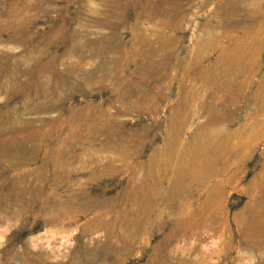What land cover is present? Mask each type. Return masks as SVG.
<instances>
[{"label":"rangeland","instance_id":"obj_1","mask_svg":"<svg viewBox=\"0 0 264 264\" xmlns=\"http://www.w3.org/2000/svg\"><path fill=\"white\" fill-rule=\"evenodd\" d=\"M0 264H264V0H0Z\"/></svg>","mask_w":264,"mask_h":264},{"label":"bare ground","instance_id":"obj_2","mask_svg":"<svg viewBox=\"0 0 264 264\" xmlns=\"http://www.w3.org/2000/svg\"><path fill=\"white\" fill-rule=\"evenodd\" d=\"M188 164V163H187ZM183 165H185V164H183ZM184 167V166H183ZM183 167H181L182 169H183ZM188 166H186V168H187ZM189 168V167H188ZM190 169V168H189ZM184 170H186V169H184ZM183 170V171H184ZM182 171V170H181ZM187 171V170H186ZM189 171V170H188ZM193 172V171H192ZM181 173V172H180ZM187 173V172H186ZM185 174V173H184ZM183 174V175H184ZM192 175V174H191ZM23 176V175H22ZM186 177V176H185ZM145 178H143V180H144ZM143 182H145V180L143 181ZM142 182V183H143ZM145 184V183H144ZM141 185V184H140ZM142 186V185H141ZM12 200V199H11ZM216 202V201H215ZM5 203H7V202H5ZM10 204H11V202H10ZM214 204V203H213ZM13 205H15V203H13ZM210 205H212L211 203H210ZM206 208V207H205ZM210 209V208H209ZM133 224V223H132ZM254 225V224H253ZM256 225V224H255ZM134 227V226H133ZM252 227V226H251ZM128 228V227H127ZM254 228V227H253ZM253 228H251V229H253ZM257 228V227H256ZM255 229V228H254ZM250 231H252V230H250ZM256 231V230H255ZM252 234H254V233H252ZM261 241H262V238H261ZM257 242H258V240H257ZM260 242V241H259ZM261 243H263V242H261ZM257 244V243H256Z\"/></svg>","mask_w":264,"mask_h":264}]
</instances>
